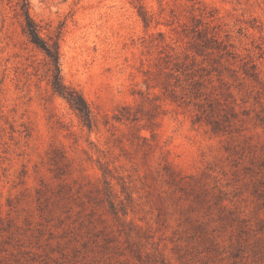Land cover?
<instances>
[{
  "label": "rangeland",
  "instance_id": "rangeland-1",
  "mask_svg": "<svg viewBox=\"0 0 264 264\" xmlns=\"http://www.w3.org/2000/svg\"><path fill=\"white\" fill-rule=\"evenodd\" d=\"M15 2L0 0V264H264V0H29L91 128ZM213 35L230 54L202 48ZM192 60L212 78L201 118L169 96Z\"/></svg>",
  "mask_w": 264,
  "mask_h": 264
},
{
  "label": "trees",
  "instance_id": "trees-1",
  "mask_svg": "<svg viewBox=\"0 0 264 264\" xmlns=\"http://www.w3.org/2000/svg\"><path fill=\"white\" fill-rule=\"evenodd\" d=\"M15 10H17V15L21 19V27L23 32L27 35L29 42L35 46L37 49H40L46 55L48 59V72H49V84L54 94H57L70 105V107L79 115L83 123L91 128V113L90 110L81 96L75 89L66 86L60 77L59 72V57H60V40L61 34L57 32L54 36L47 35L45 39L41 35V26L37 24L29 14V0H16ZM212 41L217 43L216 47H209L207 42L202 45V48L206 50H216L221 53V57L224 55L230 54L226 51V46L222 45V42H218V39L213 35ZM210 40V39H209ZM187 58V57H186ZM252 72H248L247 69H244V73L247 77H253L257 79L256 66L252 65ZM169 78L175 80V83L170 86L169 96L173 102L178 100H183L182 102L188 99L189 103L193 104L201 111V116L207 113V107L210 108L211 104L208 101V96L206 90L208 85L212 84V78L210 76V71H207L205 67L200 66L195 61H191L190 65H186L185 61L174 62L171 71L167 74ZM181 76L184 77V81L187 82L186 87L180 82ZM231 96V94H228ZM228 96V97H229ZM203 97V98H202ZM186 98V100H185ZM206 102H203V101ZM215 100V99H214ZM205 105H207L205 107ZM125 110L127 112H125ZM210 112L211 109H210ZM131 114L126 107L121 109L119 116H115L117 121L129 120ZM206 117H209L206 115ZM208 119V118H207ZM212 122V121H209ZM216 127H213V130H218L219 125L217 121L214 122Z\"/></svg>",
  "mask_w": 264,
  "mask_h": 264
}]
</instances>
